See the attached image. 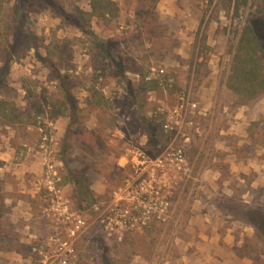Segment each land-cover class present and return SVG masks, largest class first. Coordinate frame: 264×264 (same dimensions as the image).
I'll return each instance as SVG.
<instances>
[{"label":"rangeland","instance_id":"obj_1","mask_svg":"<svg viewBox=\"0 0 264 264\" xmlns=\"http://www.w3.org/2000/svg\"><path fill=\"white\" fill-rule=\"evenodd\" d=\"M61 1L68 12H90L89 0ZM111 1L119 8L113 20H91L109 57L49 11L30 14L39 55L57 46L67 52L60 74L78 117L68 133L59 84L34 50L11 65L0 97L14 103L21 122L0 126V243L13 248L0 250V264H229V255L264 264V94L242 105L227 88L240 30L254 9L234 14L217 0H159L154 16L139 0ZM254 27L264 50V16ZM184 94L197 104L199 132L173 146L183 145L186 166L162 180L167 211L108 235L97 218L135 179L128 151L152 159L172 152L163 113ZM48 165L57 173L53 191ZM68 171L86 176L92 203L82 201ZM138 202L128 205L139 218Z\"/></svg>","mask_w":264,"mask_h":264},{"label":"trees","instance_id":"obj_2","mask_svg":"<svg viewBox=\"0 0 264 264\" xmlns=\"http://www.w3.org/2000/svg\"><path fill=\"white\" fill-rule=\"evenodd\" d=\"M212 3L214 0H209ZM143 7L150 9V14L157 16L156 5L159 0H139ZM219 8L223 11H233L238 14L241 9H254L242 26L235 52L227 78V88L240 100L242 105L258 99L264 94V50L255 31L254 23L264 16V0H217ZM90 12L83 11L79 7L71 12L65 10L61 0H0V88L8 79L11 65L21 60L26 53L34 50L38 60L49 70L50 81L59 84L63 95L64 114L69 118L70 124L67 132H73L72 126L77 123V106L72 95L71 88L66 78L60 74V66L65 62L66 51L62 46H57V52L39 55L38 51L42 42L34 31V25L30 18L32 11L44 9L52 16L66 22L72 28L94 40L107 54L102 42L98 40L91 29L93 18L101 21L113 20L119 8L111 0H89ZM142 90L144 88L142 87ZM21 122L20 115L15 110L12 101L0 97V126L12 127ZM150 133L154 135L155 127L146 123ZM71 146L66 136L62 145L61 157L63 163H67V155ZM68 182L78 189L84 202H91L93 194L88 189L86 176L80 173L68 171ZM6 244V243H5ZM0 243V250L11 251L13 248L5 247Z\"/></svg>","mask_w":264,"mask_h":264},{"label":"built area","instance_id":"obj_3","mask_svg":"<svg viewBox=\"0 0 264 264\" xmlns=\"http://www.w3.org/2000/svg\"><path fill=\"white\" fill-rule=\"evenodd\" d=\"M197 110V104L191 101L190 95L184 94L179 97L174 107L163 113L161 131L170 137L169 149H172V152L166 154L165 157L162 155L152 159L143 151H128L130 153L129 164L135 173V179L127 181L122 189L115 192L112 202L101 207L102 212L95 207V210L100 212L97 222L105 233L111 235L110 233L130 230L135 227L138 220L145 224L151 216L157 215V218H160L167 211L169 203L160 199L161 196L163 197L162 180H171L173 178L171 173L185 171L186 160L183 145L175 148L173 146L176 141L188 142L191 132L198 134L199 129L194 122ZM55 177L57 173L53 170V166L48 165L46 179L50 191H53L51 179ZM134 199H140L139 206H143L139 218L134 215L128 205L132 204ZM84 226V221L78 219L76 230Z\"/></svg>","mask_w":264,"mask_h":264},{"label":"crops","instance_id":"obj_4","mask_svg":"<svg viewBox=\"0 0 264 264\" xmlns=\"http://www.w3.org/2000/svg\"><path fill=\"white\" fill-rule=\"evenodd\" d=\"M229 264H253L250 258L246 257H231L230 255L227 258Z\"/></svg>","mask_w":264,"mask_h":264}]
</instances>
